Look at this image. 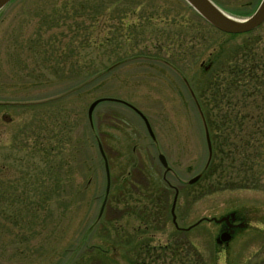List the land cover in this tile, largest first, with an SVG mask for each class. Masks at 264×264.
Segmentation results:
<instances>
[{"label": "rangeland", "instance_id": "1", "mask_svg": "<svg viewBox=\"0 0 264 264\" xmlns=\"http://www.w3.org/2000/svg\"><path fill=\"white\" fill-rule=\"evenodd\" d=\"M210 1L242 20L261 0ZM27 44L33 48L20 47ZM33 56L42 58L35 68ZM249 56L262 82L258 114L254 109L260 126L254 168L263 173L264 22L250 34L230 37L185 0H13L0 11V196H13L0 199V264H134V255L111 250L115 245L95 230L106 192L97 141L111 175L116 243L125 238L119 233L124 204L115 205L114 197H123L128 167L137 164L156 182L170 171L166 177L175 187H182L175 177L187 185L200 175L191 184L190 221L233 212L242 217L245 228L223 249L210 246L216 225L206 228L211 242L195 233L187 243L197 246L198 261L264 264V175L251 189L231 188L216 172L200 180L207 146L196 104L207 98L205 82L214 74L205 67L218 58L227 68ZM239 96L230 93L224 106L242 118L247 112ZM99 98L139 109L155 139L136 113L112 101L97 105L90 124L89 105ZM210 113L214 137L223 114L215 108ZM164 232L156 234L161 243Z\"/></svg>", "mask_w": 264, "mask_h": 264}, {"label": "flooded vegetation", "instance_id": "2", "mask_svg": "<svg viewBox=\"0 0 264 264\" xmlns=\"http://www.w3.org/2000/svg\"><path fill=\"white\" fill-rule=\"evenodd\" d=\"M12 1L8 2L0 11L4 10ZM211 66L212 62L205 67L206 71ZM127 109L131 110L129 107ZM231 119L233 120V117ZM205 122L208 129L210 128L209 132L212 131L214 129L211 125L212 123H210L209 127L206 120ZM240 127H242L241 121L235 125L231 123L229 126H222L225 133L230 132L231 134H233L234 129L236 130ZM210 138L211 142H213V136L210 135ZM213 144L212 151L214 148ZM128 168L129 170L126 173L124 181L125 194L123 197H114L113 201L115 205L120 202L124 204L123 209L120 208L124 215V228L120 232L116 229L117 233L124 232V240L119 244L112 238L115 235H111L113 231L110 230H113V227L116 226V223L114 225L109 216L113 197H110L108 194L107 200L104 203L106 192H104L103 200L98 209L95 225L97 227L95 230L98 231V237L110 242V246L115 245L110 247L111 250L122 251L124 249L126 252H129L130 256L134 255V264H202V262L196 259L197 246L187 243L193 239L195 233L201 234L202 232L200 237L203 240L208 239L211 242V233H207L206 228H209L212 224L216 225V238H213L214 243L212 244L211 242L210 246H213L215 249H223V247H227L237 237L239 231L244 229L245 226L238 228L239 225L246 224L243 223L242 217L237 213L222 215L218 218L202 217L196 221H190V206L193 204L194 197L191 184L185 185V181H181L175 177L178 184H182V187H175L166 177L168 173H171L170 171L164 172L161 180L156 182L146 178L147 169L144 170L142 165L130 164ZM1 169L3 177L7 173V169H5V165H2ZM213 169L214 166H211L209 163L207 166L208 174H212ZM142 174L146 179L142 178ZM161 184L163 185L161 186ZM61 191L63 194L62 187ZM170 197H172L171 201ZM9 198H13V196H0L1 200ZM185 203H187V206L183 205ZM225 216H228V220L218 223L215 221ZM161 231H165L164 238H166V241L163 243L159 242V237H156V234ZM222 232L231 234V239L227 244L217 242ZM119 245H122V248H116ZM202 246L206 247L207 245L204 244ZM98 248V250H108L106 248Z\"/></svg>", "mask_w": 264, "mask_h": 264}, {"label": "trees", "instance_id": "3", "mask_svg": "<svg viewBox=\"0 0 264 264\" xmlns=\"http://www.w3.org/2000/svg\"><path fill=\"white\" fill-rule=\"evenodd\" d=\"M250 33L251 32L245 34ZM239 35L240 34L230 35V37ZM36 45L37 44L34 46ZM20 47H24L27 50L33 48L29 44L26 46L20 45ZM33 53L39 54V51L34 50ZM32 62L33 67L34 65L39 66L42 63V58H35L33 56ZM256 62L255 59H250L249 56V60L246 59L241 62L236 61L235 65H230L226 68L224 61L218 60L217 58V62L211 66L214 72L213 78L206 80L203 89L202 96L205 97L206 95L207 98H205L204 102L198 101L197 105L202 117L207 121L209 126L212 122L209 120L208 116L211 115L210 110H212V108L217 109V111L223 114L221 127L218 128L219 130L216 131L213 137L215 140L212 142L214 143V148L210 164L214 166L212 174L216 172L219 174L216 178H225L227 181H230L232 184L231 188H254L253 186L259 182L258 175L260 173L264 175V172L262 173L254 168V161L257 154H259L255 134L258 137V130L260 129V126L259 128L257 126L254 109L255 107L257 108L256 114H258L259 107L257 105V95L260 93L258 87L262 84L261 75H258L255 64H253ZM233 92L240 93L239 100H242L244 104L242 106L244 108L243 111L247 112L245 117L241 118L242 120H239L237 116H230L231 111L229 112L224 106V101L226 100V102L229 103L227 100H229L230 93ZM220 116L221 115L218 114L216 117L218 118ZM232 117L233 120L231 119ZM240 121L242 127L236 130L234 129L233 134L224 132L222 128L223 125L229 126L231 123L235 125ZM206 174L212 175L208 174V170L205 169L200 180H204ZM215 186V188H217V185Z\"/></svg>", "mask_w": 264, "mask_h": 264}, {"label": "water", "instance_id": "4", "mask_svg": "<svg viewBox=\"0 0 264 264\" xmlns=\"http://www.w3.org/2000/svg\"><path fill=\"white\" fill-rule=\"evenodd\" d=\"M11 0H0V9H2L8 2ZM205 21H207L211 26L216 28L217 30L226 33V34H243L250 32L257 27H259L263 22H264V0H261L258 7L256 10L253 12L252 15L247 17L246 19H235L227 14H224L223 11H221L215 4H213L210 0H185ZM103 101H112L115 103H119L122 105H125L131 110H133L144 122V125L146 127V130L149 134V136L152 139H155L152 128L149 124V121L147 118L139 111L136 107L133 105L121 101V100H116V99H106V98H99L94 100L88 108L87 111V116L88 120L91 123L92 121V114L94 109L97 107V105ZM205 141H206V146L208 150V163L211 159L212 156V146H211V140H210V135L208 132L207 127H205ZM98 149L100 152V155L102 157V160L104 162V168H105V173H106V195L104 199V203L107 200V195L109 192L110 188V174H109V169H108V162L106 155L104 153V150L101 146V144L98 142ZM158 160L160 164L167 169V161L164 157V155L159 154L158 155ZM200 178L199 176L194 177L189 181V184H193L194 182H197L198 179ZM175 202V200H174ZM173 211V209H172ZM233 215V214H231ZM223 220H228V216H225L219 220H215L217 223L222 222ZM245 225H239L238 228H243ZM231 239V234L228 232H222L217 239V242L220 243H228Z\"/></svg>", "mask_w": 264, "mask_h": 264}, {"label": "bare ground", "instance_id": "5", "mask_svg": "<svg viewBox=\"0 0 264 264\" xmlns=\"http://www.w3.org/2000/svg\"><path fill=\"white\" fill-rule=\"evenodd\" d=\"M225 14V13H224Z\"/></svg>", "mask_w": 264, "mask_h": 264}]
</instances>
